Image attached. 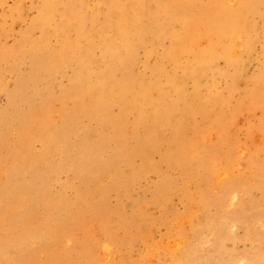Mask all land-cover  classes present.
<instances>
[{"label":"rangeland","instance_id":"rangeland-1","mask_svg":"<svg viewBox=\"0 0 264 264\" xmlns=\"http://www.w3.org/2000/svg\"><path fill=\"white\" fill-rule=\"evenodd\" d=\"M41 1L43 2L44 0H0V88H2V85H3V88L0 89V114L1 112L3 113V115L1 114L2 117L0 115V184L2 186L7 180L6 178L7 174H9L10 172H13L11 170L13 165L18 164L19 162L23 160H27V161L29 160V162H27L26 165L30 164V167L27 168L25 171H23L24 174L20 175L21 179L19 178V180H17L16 182H22L23 184H28L27 182H30L33 185L37 184L35 186L30 184V187L29 186L24 187V188L19 187L18 196L20 197V199H19L18 204L20 205H17V206L12 207V206H9L10 204H7L5 206L4 202H6V200L3 197L1 198L0 196V218H1L0 219V264H9V262H12L10 264H44V263L45 264H53V263L55 264L57 263L58 264H71V263L75 264L76 263L78 264V262L79 264H93L94 262H95L94 264H98V263L99 264H107V263L108 264H124V262L125 264H137V263L144 264V262H146L145 264H149V263L150 264H156V263L157 264H160V263L161 264H164V263L165 264H169V263L176 264L178 262L183 263V264H188L185 258H181V257H184V255H182V253L184 252V248H179L173 251L167 246V244H170L173 242V239L176 240L177 238H178L177 240L179 239L182 241L186 240L184 241L186 242V244L187 243L191 244L192 241H194L192 243L191 248H189L192 250L187 251L189 253L191 251H192L191 253L194 252L193 253L194 259L196 257V259L192 262L194 264L196 263L197 264H205V263L210 264L207 258H210L209 261H211L212 263L213 262L215 263L216 262L215 260H217V262L219 261L218 264H221L220 261L222 259V255H224L225 250L238 255V257H240V255L242 254H248V253L252 254V253L258 252L257 254H253L254 262L255 264H260V263L262 264V262H264V259H263L264 258V179L262 183L254 182L253 177L254 175H256V173H258V169L255 170L247 162V157L251 151L255 154L252 161L257 162V166L263 163L262 161H263V156H264V126H263L264 125L263 124L264 123L263 121L264 113L262 110L264 109H263V106L261 105H258V106L256 105V107H251L246 103L251 104V101L249 98L252 95V92H253L252 90L256 89L255 88L256 86L251 83V80L247 78V76L248 77L250 76L251 78L252 77L251 75L257 73L260 67V64L264 62V51H263L264 50V0H261V3L258 6L259 7L258 9L261 11V15L257 18L254 17L252 19V23H254L253 25H255L256 20H257V24H256L257 29L250 30V33H251L250 37L251 38L255 37V40H254V46H255L254 50L255 51L253 50V52H251V55H246L244 60L240 61L238 63V66L235 67L236 69L239 68L238 70L240 71L241 67L243 65H246L244 74L241 72H240L241 74L240 73L235 74L234 69H233L234 67L232 66L227 67V64L224 66L223 64L226 62L225 60L222 61L223 58H221L219 60L220 62L218 64L217 69L227 71L224 77L220 78L216 73L209 71L208 74L204 76L205 78L202 79L203 81L201 83L202 94L200 95L204 97L205 99V100H202L203 103L207 101V104H208L207 108L209 110V111L207 110V113H209L207 116L212 118L216 115L225 114L227 118H232L236 114V117L234 120L231 121V119H226L225 121V126H228L230 128V133L228 135L229 140H227V142H225V140H221L219 131H214L215 129H213V127L210 126V123H206L203 121L200 122L201 118L197 117L196 121L194 119H190V121H185L186 123L185 126H184V123L175 125L172 122H171V125L169 126L167 125L161 132L162 136L160 135V138H159V140H161V143L160 141L156 142V145H157V147L155 145L156 149H151L150 145L147 142V139H145V137L143 138V135L145 133L143 129H141V127H137L135 125L136 120H134V116L132 115V113H129L124 118V121H123L124 131L122 135H120L117 132H114L115 130L113 129V126L111 124L109 123L101 124L97 118H92L90 116L89 118H87L88 117L87 115H83L81 113H79L76 116L75 125L73 129L71 130V133H67V134L65 133L67 137L64 135V132H63L64 119L61 118L59 113L64 108L69 109L72 107V102L70 99L66 97V95H67V92L71 90L70 89L71 83H72L71 78L74 74L73 72L74 70L72 69L76 68L77 64L75 65V63L77 62V60H75V58H71V57L69 58L68 55H67L68 59H63L65 57L64 56L60 58L59 60L54 61V63L51 65L52 66V69L50 71L51 73L44 72L39 67V64H40V61L42 62H44V60L46 61V59L42 57L43 56L45 57V54L47 52H50V51L58 52L62 50L61 42H63V39H64V32L62 28H63V24L65 20H63L64 17L63 15H61V13H64V9H65L64 3L67 2L68 0H56L57 1L56 10L52 14V18L49 20L51 23L48 21L47 24L46 23L42 24L43 22L41 21H44V20L43 19L40 20L41 11L44 9V6H45V4L42 3ZM105 1L107 0H104V3H103V0H81V1L76 0V4H75L78 17L80 19L81 18L83 19V20L79 19L78 22H76V25H79L80 24L79 22L84 23L87 21L86 23H84L86 24L85 27L86 26L88 27V25H90L92 27L94 26L95 28V29L91 27H89V29L87 27L85 28L87 29L86 32H88V34L89 32L91 33L89 35L90 36L89 41L84 40L85 43L89 42L88 43L89 48L92 47L89 50L90 51L89 56L95 60L96 59L101 60V58L105 56L104 53L102 52V45H101L100 39L94 36V34L96 33L95 30L97 29L94 25V22L104 23L106 21L107 15L109 14L108 7L110 6L111 0H108L107 4H105ZM210 1L211 0H197V1L192 0L191 7H190V13L196 16L197 14H199V11L201 9H204L205 6H208ZM157 2L158 1L156 0H147V1L141 0V4H142L141 8L146 10V6H149L148 10H146L149 13L150 11L155 10L154 8H157V5H156ZM232 2L233 0H227L225 4L233 5L234 2L233 3ZM78 4L80 6H78ZM40 5L41 7H39ZM195 5L198 6L197 9ZM150 6H151V9H150ZM222 6L225 7V5H222ZM233 6L237 7L236 3ZM84 7H86L87 9ZM213 7H216V6L213 5ZM225 8H230V7L226 6ZM215 9H217V7ZM87 12H89V14ZM105 12L107 13L105 14ZM55 14L56 15L58 14V15L56 16ZM33 18H35V21H32ZM258 21H260V23ZM149 22H150L149 15L148 14L144 15L142 17V23L148 24ZM41 26H44V27H41ZM53 28H55V32ZM31 29H33V32L31 31ZM176 29H178L179 33L182 32V27L180 23L176 24V28L174 29V31ZM198 29L199 31L197 30L198 32L196 31L195 35L197 33H200L202 36L201 41L204 44H207V38L204 35L203 27L200 26ZM38 30L41 32H38ZM71 30L72 32H70ZM24 31L26 33H24ZM55 33H59L60 35L59 34L56 35ZM66 33H67L68 38H70L71 41L74 40L76 47L79 43L82 42L81 40L82 38L78 36V33L76 34V30L74 28H69V30ZM163 36L161 38H158L153 33H147L140 42L137 36L133 38L132 41L134 43L139 42L138 45L136 46L137 56H135V60L137 61H134L133 63L134 66L132 65V68H133L132 71H134V74L137 72L136 77L143 78V76L145 77L147 76V78L149 77L155 78L153 72L155 68L157 67V64H161L163 66V72L161 73L160 78L164 79L165 72L173 71L174 68L176 67V66H172L171 63L168 62L169 59L164 57V51L167 48V46L170 45V43L168 42H171V40H173V37L171 36L168 30L163 34ZM49 37H50V40H49ZM21 38L22 39L25 38L23 39L24 42ZM161 40L162 42H164L163 44L162 42H160ZM39 44L42 45L43 49H45V52L43 49L38 50L37 47H39ZM147 44L149 47L147 46ZM53 45L55 46V48H53L54 47ZM152 45L153 47H151ZM10 48H11V51H10ZM56 48L59 50H57ZM95 48L96 49L100 48V50L98 49L95 50ZM31 50L34 52L32 53ZM91 52H94V54ZM8 53L10 56L9 55L7 56ZM185 53H189V52L187 51ZM92 54L95 56H92ZM39 57L40 59H38ZM31 58H33L34 61ZM35 60L38 61L39 63L36 62ZM143 60L144 61L149 60V61L144 62ZM73 61H76V62H73ZM42 62L40 66L42 65ZM29 63L32 65L34 64V65L33 66L29 65ZM142 67L144 69H142ZM54 69L55 71L53 72ZM94 69L95 68H93V71ZM138 69L141 71H139ZM61 70L64 73L62 72L60 73ZM67 72L69 74L71 73V75L69 76ZM50 74L51 75L56 74V75H54L53 77V76H50ZM63 74L65 75V78ZM93 74L94 73L90 75L91 78L92 77L94 78ZM116 74H117V77H115L116 79L118 78L119 80L122 78L121 72L116 71L115 76ZM181 74H182V69L180 68L178 69V75H181ZM229 74H231V76ZM234 74L236 76L235 78H234ZM212 75L220 79V82L218 83V88L224 89L223 90L225 91L224 96L230 97V98H227L230 101L229 104L220 105V104H214L211 101H208V100L214 101L215 96L217 95V90L211 91L210 89H207L206 84L211 81L210 79ZM239 75L240 77L243 76L245 79L239 78ZM246 78L247 80H249L248 82H245L247 81ZM225 80L227 82L226 85H229L231 82L232 83L235 82L237 83V85H240V86L236 85L237 89L236 88L227 89L226 87H224L225 84L223 83ZM63 81H64V84L62 83ZM248 83L249 85L252 84L250 86L248 85L250 88L248 86H245V84H248ZM66 84L67 85L69 84L68 87ZM4 85L6 86L7 91H3L5 90ZM31 85H34V87ZM243 86L246 88V90ZM16 88L18 89L21 88L20 95H18L15 98L14 104H10L8 100L9 92H13ZM192 89H193V85L189 82L187 86H185V90L189 93L192 91ZM29 91L30 92L32 91L33 93H30ZM170 92L175 95L173 90L170 89ZM246 93H250L251 95L248 96V94ZM30 96H35V98L33 97L31 98ZM186 99L185 101L183 100L182 103H188L189 100L188 98ZM117 106L118 105L113 104L110 109L111 114L113 116L115 115L116 117H118L119 114H121L119 106L118 107ZM234 107H236L237 110L234 112H231V109H233ZM238 107H240V109H238ZM29 110H33L36 116L41 115V113H45L46 111H48L49 114L46 120L47 123H44V122L39 123L41 119H38L37 122H31V125H29L28 122H24L25 120L24 117L25 118L28 117ZM210 114H213V115H210ZM20 117L22 121L24 122V124L23 122H21ZM170 117L171 119L172 118L174 119L173 121L183 120L182 115H178L176 116V118H174L175 116H170ZM197 122H198V126H197ZM186 125L187 126L189 125L190 127L188 126L187 128ZM110 126L111 128H109ZM175 126L180 127V130L178 131L179 133H185L183 134V136L181 135L180 136L181 138L179 137L180 139L178 140L186 138V141L188 140L187 142L190 144L192 143V138L193 140H194V137L198 138V143L196 145L194 144L195 148L190 149L188 146L185 147V149L189 151L188 153L193 155L192 157L196 158V156H198L199 153H197V151L207 152L208 154L211 155V157L208 158V160H206L205 163L192 166L191 173L188 175H185L186 172L180 170L179 168H175L173 164H168L166 161L162 159V155L167 153L170 150V146H173L172 143L174 144L177 143L175 141L171 142V138H173ZM181 127L183 129H181ZM191 127L192 129L194 127L195 129L196 128L199 129V132H197L198 131L197 129H196L197 131L194 129L196 131L195 133V131L192 130ZM198 127H201V128H198ZM48 128L53 132L55 130H59L61 134L59 138H56L55 140L47 144L48 153H46V151L43 149V143L41 141L40 134H43V131ZM206 129H209V130H206ZM134 132L137 135L141 136L140 139L136 140L131 137L132 133ZM23 134H25L27 138H29V141H30L29 146L27 144H24L21 141V139H23L22 137ZM199 134H200V138H199ZM81 136H84V137H81ZM62 137H63V140H61ZM218 137H219V140H218ZM65 138H67V142L69 144L74 146L75 155L77 159L79 158V148L77 145L78 144L77 140L79 138L81 144H84L85 146H89L90 148L95 147L97 149L99 145L98 149H100L101 156L98 155L97 157L98 159L102 158L101 159L102 164H104V162L109 163L113 161L116 158V152L121 151V150L123 151L122 154L124 153L125 155L124 162L123 161H121V163L116 162L115 167H113L114 169L112 170H109L108 168L104 167V169L102 170V174L100 173V171L96 172L98 177L96 173L92 171L94 167L90 168V171L92 172L90 179L89 178L85 179V177H83L82 174L80 176L78 174L77 176L75 169L72 166L68 158L69 149L67 146L64 145L66 144L64 142ZM206 138L208 140H206ZM214 138L215 139L217 138V140H215ZM211 139L213 141H210ZM153 140H156V137H154ZM121 145L125 146L124 148H126V151L125 149L123 150V148L120 147ZM140 147L142 148V150H144V154H143L144 156H140L138 153L137 154L133 153V150L135 148L136 150H138ZM230 147H232L231 151L229 150ZM117 148H119L120 150ZM259 150H261V153ZM242 153L243 154L245 153V154L243 155ZM154 158H156L157 160H155ZM228 158L231 160H229ZM142 159L143 161H141ZM219 159H222V160H219ZM211 161H216V162H211ZM157 162L159 164H158V168L156 169L153 165H157ZM123 163H124V166H123ZM145 164H147V166ZM215 164H220V166L217 167L219 168L218 170L215 169L214 167ZM24 165L25 163L22 164V166L19 168V171H21ZM211 167L214 170H212ZM154 168L155 170L153 171L152 169ZM227 171L228 172L230 171V174L229 173L226 174ZM214 172H217V174L212 176V173ZM115 173L116 175H114ZM129 173L130 175L134 174V176L133 175L130 176ZM217 175H219L218 178H216ZM124 178L125 179L134 178V179L130 183L126 184L122 182ZM236 178L244 180L247 186V188H245L246 193L245 195H243L244 198L241 202V207H238V209H240L241 214L243 216L242 218H240V220L243 222L242 223L243 225L237 228H232L233 226H231L229 228V231L231 234L228 236V238L226 237V240H224V245H223L224 248L222 247V250L223 249L224 250L223 251H221V249L214 250L211 243L213 242L214 237L217 235V232H215L216 224L211 225V223L215 221L216 217L218 218L221 217V214L224 215L225 213L231 214V213L236 212L235 210L236 208H234L230 204V198L229 199L227 197L224 198L223 205L222 204L219 205L218 203V200L220 201L219 196L222 198L223 188L228 182L231 184H238L235 180H233ZM81 179L83 181H81ZM219 179H223V180H219ZM31 180L33 181L31 182ZM40 182H42L43 184ZM84 182H88V184ZM105 182L108 184H105ZM113 183L116 186L111 188L110 185H112ZM38 184L39 185L42 184V185L39 186ZM36 186L41 187V188L38 187L39 189L43 188L42 191L44 192L46 191L44 193L40 190L42 192L41 194H43L41 196L43 197L42 199H44L43 202L45 200L47 201L53 200V202L60 204L59 209L61 211L54 212L53 216L55 218H59V221L61 220L64 221L63 226H65L66 228L62 226V229H65L64 232L66 233L64 234L63 230H60L62 232V236H64L63 238L61 237V240L57 239L54 234H49L48 227H46L47 225L45 224V221H44V217L46 216V212L44 209L46 207L44 208V204L47 201H45L43 205L39 204L38 208L34 206V203H31V199L32 197L35 196L36 193H37L36 195L38 194L41 195L38 188L35 189ZM45 186L46 188H44ZM83 186H85L84 189L87 188L86 191L83 189ZM90 186L91 187L93 186V187L90 189ZM22 188L23 190H21ZM124 190L126 192H124ZM100 191L101 193H99ZM201 197H205L206 199L207 197H209L211 202L208 200L209 202L202 203L200 200ZM64 198L66 199V203H68V206L67 204H65ZM63 202L65 206L63 205ZM254 204H256V206L258 207L259 213H255L251 210ZM75 205H81V207L77 209L74 207ZM3 206L5 207L3 208ZM19 207L21 210L16 211V208H19ZM107 207H109V209ZM41 208H44V209H41ZM72 210L77 211V213L74 214ZM94 210H96L98 214L94 213ZM139 210L141 211L139 212ZM22 211L24 212V214H22ZM69 211L70 213H68ZM206 211H208V213ZM58 213L60 215H57ZM71 215H74L76 218L73 219ZM141 215L142 216L144 215V216L142 217ZM247 217H249L250 219H247ZM67 218L70 220H67ZM198 218L201 220L199 221ZM79 220H80V223H79ZM193 222H195L196 224ZM199 223H201V225ZM229 223H228V226H229ZM193 224H195L196 226L195 225L193 226ZM205 224L207 226H205ZM107 225H110V226H107ZM102 226H105V227L102 228ZM182 226L183 227L185 226L184 229L182 228ZM206 227L209 228V230ZM191 228H193L194 230ZM175 229L176 230L178 229V231H176ZM180 230H183V231H180ZM244 230H246V232H244ZM22 232L27 234L26 236H24L25 239L23 240L26 243V247H24L25 244L22 243L23 242L22 239H21V242H19V240L18 242L14 241L18 239L17 238L18 234L22 235L21 238L23 237L24 234H22ZM173 232L175 233L178 232V233L174 234ZM191 233L194 235H192ZM197 233L201 235L199 236ZM71 235H72V238H71ZM189 235H191V238ZM205 236L208 238H206ZM75 238L77 239V241L75 240ZM196 241L198 243L201 242V244L197 245L198 243H196ZM7 242L9 243L12 242V243L11 244L8 243L9 244L8 245ZM18 244L21 246L19 247ZM94 245L95 247H93ZM146 245H148V248L149 247L150 248L148 249ZM89 246L90 248L88 249L87 247ZM24 248H26L27 250ZM72 249L73 251H71ZM198 249H200V251ZM106 250H107V253H106ZM140 250L142 252H140ZM145 250L147 253L145 252ZM213 250L216 253V255L218 254L217 256H215V254H212ZM236 250H238L237 253H236ZM22 251L23 252L27 251V252H25V254L23 255ZM20 252L22 253L17 254ZM63 252L66 253V254L64 253L65 254L64 256H63ZM8 253L9 254L12 253V254L8 255ZM92 253H93V258L90 261L91 257L89 254H92ZM208 253L209 254L211 253L210 257ZM144 254H146V256ZM5 255L9 259L4 257V260H5L4 261L3 256ZM66 255H68V258L66 257ZM197 255H199V257ZM10 256H13L15 258L10 257ZM60 256H63L61 257L63 260L60 259ZM130 256L132 259L130 258ZM218 256L220 259L218 258ZM238 257H236V259ZM71 258H72V262L70 260ZM80 258L82 259L85 258V260H82ZM124 259L125 261H123ZM162 259H163V262H162ZM177 259L179 261H177ZM88 260L89 262H87ZM160 260L161 262H159ZM239 263L241 264V262Z\"/></svg>","mask_w":264,"mask_h":264},{"label":"bare ground","instance_id":"bare-ground-1","mask_svg":"<svg viewBox=\"0 0 264 264\" xmlns=\"http://www.w3.org/2000/svg\"><path fill=\"white\" fill-rule=\"evenodd\" d=\"M81 1V0H80ZM108 1V0H107ZM107 1H105V4H107ZM147 1V0H146ZM157 2V8H154L155 10L150 11L148 13V7L146 6V10L141 8V0H111L110 1V6L108 7L109 9V14L106 17V21L104 23H98V22H94L95 27L97 28L95 30V34L94 36H96L97 38L100 39L101 41V45H102V52L104 53V57L101 58V60L99 59H92L89 56V50L92 48H89V42L85 43V41H89L90 38V33L88 34V32H86L87 29H85V25L84 23L79 22V25H76V22H78V20L80 19L78 17L77 11H76V0H68L67 2H65V9H64V13H61V15H63L64 19V24H63V32H64V39L63 42H61V51L58 52H47L45 54V57L43 56L42 58L46 59V61L44 60V62L40 61V64L42 62V65L39 67L46 73H51V69H52V64L54 63V61L59 60L60 58L64 57L63 59H68L67 57L69 56V58H75L76 62V68L72 69L74 70V74L72 76V83H71V90L67 92L66 97L68 99L71 100L72 102V107L69 109H63L60 111L59 115L61 116L62 119H64V127H63V132L64 135L65 133H71V130L73 129L74 125H75V119L76 116L81 113L83 115H87L85 117L89 118H97L98 121L101 124L104 123H109L113 126V129L115 130L114 132L119 133L120 135L123 134V121L126 115H128L129 113H132V115L134 116V120L135 121V125L137 127H141V129H143L144 131V135L143 138L145 137V139H147L148 144L150 145L151 149H156L157 145L156 142L160 141V135L162 136L161 132L162 130L168 125H171V122L174 123L175 125L180 124V123H184L185 126V121H190V119H194L196 121L197 117H200L201 121L206 122V123H210V126L213 127V129H215L214 131H219L220 134V139L221 140H225V142H227V140H229V133H230V128L228 126H225V121L226 119H231L234 120L236 117V114L232 117V118H227L226 115H216L214 117H209L207 116L209 113H207V101H205L204 103L202 102V100H205L204 97H202L200 94H202V87H201V83L203 82L202 79L205 78L204 76H206L208 74L209 71H212L214 73H216L220 78L224 77V75L226 74V70H219L218 68V64H219V60L221 58H223L222 61L225 60L226 63H224L223 65L225 66L227 64V67H234V73L235 74H239L240 72L244 74L245 71V67L246 65H243L240 69V71L238 69H236L235 67L238 66V63L242 60H244V58L246 57V55H251V52H253V50L255 49L254 46V40L255 37L251 38L250 37V30L253 29H257L256 24H257V20L255 25H253L254 23H252V19L255 17H259L261 15V11L258 9L259 4L261 3V0H233L234 4L236 3V6L233 5H226V1L225 0H211L210 3L208 4V6H205L204 9H201L200 7V11L199 14H197L196 16L190 13V7H191V1L192 0H156ZM186 1V2H185ZM197 1V0H195ZM34 2V1H33ZM42 2V1H41ZM56 0H44L42 3L45 4L44 9L41 11V15H40V20L43 19L44 21L42 24L46 23L52 18V14L54 13V11L56 10ZM86 2V1H85ZM150 2V1H149ZM232 2V3H233ZM41 3V5H42ZM78 3V2H77ZM104 3V0H103ZM102 3V4H103ZM146 3V2H145ZM156 3V2H154ZM4 4V3H2ZM1 4V5H2ZM85 4V3H84ZM83 4V5H84ZM147 4V3H146ZM41 5L39 7H41ZM82 5V6H83ZM150 5V4H149ZM200 5V4H199ZM204 5V4H203ZM213 5H215L217 7V9H215L216 7H213ZM222 5H225L230 7V8H225ZM78 6H80L78 4ZM85 6V5H84ZM193 6V5H192ZM196 9H197V5ZM213 7V8H212ZM4 8V7H3ZM86 8V7H84ZM106 8V7H105ZM145 8V6H144ZM61 9V8H60ZM87 9V8H86ZM151 9V6H150ZM195 9V8H194ZM38 10V9H36ZM84 11V10H83ZM36 12V11H35ZM40 12V11H39ZM85 12V11H84ZM198 12V10H197ZM37 13V12H36ZM35 13V14H36ZM82 13V11H81ZM89 14V12H87ZM107 12H105L106 14ZM95 14V13H94ZM149 15V20L150 22L147 24H143L142 23V17L144 15ZM56 15V14H55ZM58 15V14H57ZM56 15V16H57ZM87 15V14H86ZM104 15V14H103ZM35 17V15H34ZM61 17V16H60ZM88 17V16H87ZM147 18V17H146ZM93 19V18H92ZM105 19V18H104ZM259 19V18H258ZM37 20V19H36ZM61 20V19H60ZM59 20V21H60ZM80 20H83L82 18ZM146 20V19H145ZM255 20V19H254ZM32 21H35V18L32 19ZM52 21V20H51ZM62 21V20H61ZM39 22V21H38ZM50 22V21H49ZM144 22V20H143ZM254 22V21H253ZM260 23V21H258ZM40 23V22H39ZM51 23V22H50ZM182 27V32L179 33L178 29H176L174 31V29L176 28V24H179ZM35 24V23H33ZM60 24V22H59ZM92 24V23H91ZM30 25V24H29ZM39 25V24H38ZM37 25V26H38ZM50 25V24H49ZM54 25V24H53ZM88 25V23H87ZM263 25V24H262ZM32 26V25H31ZM36 26V27H37ZM46 26V25H45ZM48 26V25H47ZM203 27V31H204V35L207 38V44H204L201 41V34L200 33H196V31H199V27ZM28 27V26H27ZM39 27V26H38ZM37 27V28H38ZM44 27V26H41ZM50 27V26H49ZM48 27V28H49ZM89 27L94 28V26H90L88 25V29ZM30 28V27H29ZM36 28V29H37ZM69 28H74L76 30V34L78 33V36L81 37L82 42L79 43L77 45V47L75 46V42L74 40H70V38H68L67 36V31L69 30ZM35 29V30H36ZM39 29V28H38ZM41 29V28H40ZM54 32H55V28ZM95 29V28H94ZM73 30V29H72ZM72 30L70 32H72ZM169 31V33L171 34V36L173 37V40H171L169 46H167V48L164 51V57H166L168 60V62L171 63L172 66H176L174 68L173 71L170 72H165L164 74V79L160 78L161 77V73L163 72V66L161 64H157V67L154 70V77H149L147 78V76H143V78H139L136 77V73L134 74V71H132V65L134 63L135 60V56L136 55V46L138 45V43L142 40V38L147 34V33H153L154 35H156L158 38H161L163 36V34L166 31ZM180 30V29H179ZM200 30V31H202ZM261 30V29H259ZM31 31L33 32V29H31ZM30 31V33H31ZM52 31V29H51ZM197 31V32H198ZM28 32V30H27ZM35 32V31H34ZM38 32H41L38 30ZM50 32V31H49ZM256 32V31H255ZM24 33H26L24 31ZM203 33V32H201ZM28 34V33H27ZM25 34V35H27ZM56 35L59 33H55ZM74 34V33H73ZM42 35V34H40ZM60 35V34H59ZM62 35V34H61ZM23 36V35H22ZM29 36V35H27ZM26 36V37H27ZM31 36V35H30ZM72 36V35H71ZM137 36L139 38V42L134 43L132 40L133 38ZM148 36V35H147ZM25 37V36H24ZM164 37V36H163ZM152 38V36H151ZM165 38V37H164ZM22 39V38H21ZM25 39V38H23ZM22 39V40H23ZM40 39V38H39ZM44 39V38H42ZM41 39V40H42ZM146 39V38H145ZM47 40V39H46ZM45 40V41H46ZM50 40V37H49ZM85 40V41H84ZM96 40V39H95ZM152 40V39H151ZM163 40V38H162ZM162 40L160 42H162ZM204 40V39H203ZM40 41V40H39ZM84 41V42H83ZM205 41V40H204ZM24 42V40H23ZM38 42V41H37ZM51 42V41H50ZM152 42V41H151ZM158 42V41H157ZM156 42V43H157ZM47 43V42H46ZM150 43V42H149ZM164 42H162L163 44ZM35 44V43H34ZM43 44V43H41ZM39 44L38 50L43 49L42 45ZM46 45V44H45ZM151 45V44H149ZM155 45V44H154ZM44 46V45H43ZM54 46V45H53ZM148 46V44H147ZM158 46V44H157ZM163 46V45H161ZM35 47V46H34ZM45 47V46H44ZM50 47V46H48ZM97 47V45H96ZM149 47V46H148ZM153 47V45L151 46ZM155 47V46H154ZM55 48V46L53 47ZM60 48V47H59ZM160 48V47H159ZM30 49V48H29ZM48 49V48H47ZM46 49V50H47ZM57 49V48H56ZM98 49V48H97ZM95 48V50H97ZM140 49V48H139ZM157 49V48H156ZM155 49V50H156ZM164 49V48H163ZM45 52V49H43ZM59 50V49H57ZM100 50V48L98 49ZM11 51V48H10ZM32 51V50H31ZM94 51V50H93ZM139 51V50H138ZM141 51V50H140ZM189 52V53H185V52ZM255 51V50H254ZM257 51V50H256ZM260 51V50H259ZM258 51V52H259ZM264 51V50H263ZM34 51H32L33 53ZM41 52V51H40ZM43 52V53H44ZM142 52V51H141ZM149 52V51H148ZM155 52V51H154ZM158 52V51H157ZM156 52V54H157ZM24 53V52H22ZM39 53V52H38ZM42 53V54H43ZM94 54V52H91ZM138 53V52H137ZM161 53V52H160ZM185 53V54H184ZM256 53V52H255ZM4 54V53H3ZM92 56H95L93 55ZM159 54V53H158ZM260 54V53H259ZM258 54V55H259ZM9 55V53L7 54V56ZM68 55V56H67ZM99 55V54H98ZM141 55V54H140ZM143 55V54H142ZM147 55V54H146ZM10 56V55H9ZM25 56V54H24ZM139 56V55H138ZM27 57V56H26ZM160 57V55H159ZM34 58V56H33ZM31 58V59H33ZM145 58V57H144ZM20 59V58H19ZM27 59V58H26ZM40 59V57L38 58ZM150 59V58H149ZM153 59V58H152ZM146 60V59H145ZM31 61V60H30ZM34 61V59H33ZM36 61V60H35ZM144 61V60H143ZM149 61V60H148ZM148 61H144V62H148ZM154 61V60H152ZM251 61V60H249ZM38 62V61H36ZM35 62V64H36ZM160 62V61H159ZM34 63V62H33ZM39 63V62H38ZM37 63V64H38ZM68 63V62H67ZM151 63V62H150ZM72 64V63H71ZM248 64V63H247ZM29 65H32L29 63ZM34 65V64H33ZM32 65V66H33ZM152 65V64H151ZM36 66V65H35ZM58 66V65H57ZM56 66V67H57ZM74 66V65H73ZM134 66V65H133ZM144 66V65H143ZM155 66V65H154ZM62 67V66H60ZM222 67V66H221ZM31 68V66H30ZM65 68V67H64ZM93 68L94 71H93ZM138 68V67H137ZM136 68V69H137ZM141 68V67H140ZM148 68V67H147ZM150 68V66H149ZM148 68V69H149ZM182 69V74L178 75V69ZM58 69V68H57ZM62 69V68H60ZM135 69V70H136ZM142 69H144L142 67ZM231 69V68H230ZM13 70V69H12ZM59 70V69H58ZM57 70V71H58ZM139 70V69H138ZM55 71V69L53 70V72ZM56 71V72H57ZM65 71V70H64ZM67 71V69H66ZM71 71V70H70ZM121 72L122 73V78L118 80V78L116 79L115 77H117V74L115 76V72ZM141 71V70H139ZM148 71V70H147ZM165 71V70H164ZM52 72V73H53ZM55 72V73H56ZM62 72V70L60 71V73ZM72 72V73H73ZM58 73V72H57ZM64 73V72H62ZM68 73V72H67ZM94 73V78L90 77V75ZM139 73V72H138ZM240 73V74H241ZM69 74V73H68ZM120 74V73H119ZM234 74V78L236 77ZM56 74H50V76H53ZM66 75V73H65ZM65 75L63 74L64 78ZM71 75V73L69 74V76ZM231 76V74H229ZM233 75V73H232ZM151 76V75H149ZM242 76V75H241ZM252 77L250 78V76L247 78H249L251 80V83L254 84L256 87V89L252 90V95L250 93H246L249 95H251V97L249 98L251 101L250 103H246L251 107H256V105H261L263 106L264 109V62H262V64H260V67L257 71V73L251 75ZM226 77V76H225ZM60 78V77H59ZM228 78V77H227ZM230 78V77H229ZM239 78H243L245 79L243 76ZM246 78V80H247ZM53 79V78H52ZM67 79V78H66ZM208 79V78H207ZM231 79V78H230ZM238 79V77H237ZM242 79V80H243ZM69 80V79H68ZM206 80V79H205ZM211 81L209 83H207V89H210L211 91L213 90H217V95L215 96V100H208L211 101L214 104H220V105H225V104H229L230 101L227 98V96H224V89H219L218 88V83L220 82V79H218V77L213 76L210 79ZM240 80V79H239ZM238 80V81H239ZM65 81V80H64ZM64 81L62 82L64 84ZM249 80L245 81L248 82ZM69 82V81H68ZM191 83L193 85V89L191 92H187L185 90V86H187L188 83ZM229 82V81H228ZM61 83V82H60ZM58 83V84H60ZM66 83V82H65ZM225 84L224 87H226L227 89H235L237 83L235 82H231L229 85H226V80L223 82ZM244 83V82H243ZM2 84V83H1ZM250 84V85H252ZM67 85V84H66ZM69 85V84H68ZM67 85V87H68ZM248 84H245V86H248ZM249 85V86H250ZM34 87V85H31ZM63 86V85H62ZM240 86V85H237ZM242 86V85H241ZM248 86V87H249ZM5 90L3 91H7L6 86L4 85ZM189 87V86H188ZM187 87V88H188ZM205 87V86H204ZM223 87V88H224ZM244 87V86H243ZM3 88V85H2ZM0 88V89H2ZM32 88V87H31ZM245 88V87H244ZM243 88V90H244ZM250 88V87H249ZM248 88V89H249ZM170 89L174 91L175 95L172 94L170 92ZM219 89V90H218ZM237 89V88H236ZM247 89V90H248ZM29 90V89H28ZM240 90V89H239ZM246 90V88H245ZM204 91V89H203ZM235 91V90H234ZM242 91V89H241ZM250 91V90H249ZM21 92V88H16L13 92H9V103L10 104H14V100L15 98L20 95ZM30 92V91H29ZM229 92V91H228ZM245 92V91H244ZM247 92V91H246ZM30 93H33L32 91ZM241 94V93H240ZM245 94V93H244ZM243 94V95H244ZM65 95V94H64ZM235 96V95H234ZM31 98H35V96H30ZM65 97V98H66ZM208 97V96H207ZM233 97V96H232ZM244 97V96H243ZM242 97V98H243ZM63 98V96H62ZM66 98V99H67ZM188 98L189 102L188 103H182L183 100L185 101V99ZM238 98V97H237ZM241 98V99H242ZM210 99V98H209ZM234 99V98H233ZM236 99V98H235ZM239 99V98H238ZM237 99V101H238ZM246 99V98H245ZM248 99V98H247ZM187 100V99H186ZM232 100V98H231ZM240 100V99H239ZM244 100V99H243ZM249 101V102H250ZM36 102V101H35ZM34 102V103H35ZM232 102V101H231ZM32 103V102H31ZM243 103V102H242ZM113 104H116L119 106L120 112L121 114H119L118 117H116L115 115L113 116L110 112L111 106ZM36 106V105H35ZM117 106V107H118ZM241 106V105H240ZM247 106V105H245ZM244 106V107H245ZM115 107V106H114ZM113 107V108H114ZM210 107V106H209ZM32 108V107H30ZM116 108V107H115ZM38 109V108H37ZM238 109H240V107H238ZM244 109V108H243ZM247 109V108H245ZM255 109V108H253ZM258 109V107H257ZM262 109V108H261ZM22 110V109H21ZM115 110V109H114ZM237 108L234 107L233 109H231V112L236 111ZM250 110V109H249ZM260 110V109H259ZM2 111V110H1ZM5 111V110H3ZM209 111V110H208ZM261 111V110H260ZM264 113V110H262ZM116 113V112H115ZM1 114L3 115V113L1 112ZM0 114V115H1ZM49 112L46 111L45 113H41V115H37L34 114L33 110H29L28 113V117L25 118L24 117V122H28L29 125H31V122H37L38 119H41L39 121V123H47V116H48ZM117 114V113H116ZM1 115V117H2ZM178 115H182L183 116V120H179V121H173L174 119L170 116H175L174 118H176V116ZM199 115V116H198ZM213 115V114H210ZM180 118V117H179ZM21 119V117H20ZM182 119V118H181ZM94 120V119H93ZM96 120V119H95ZM171 120V121H170ZM183 121V122H182ZM264 121V119H263ZM10 122V121H9ZM21 122L22 119H21ZM23 122V124H24ZM192 122V121H191ZM199 122V124H200ZM229 122V121H228ZM262 122V121H260ZM99 123V124H100ZM190 123V122H189ZM188 123V124H189ZM96 124V122H95ZM191 124V123H190ZM264 124V123H263ZM262 124V125H263ZM181 126V125H180ZM187 126V125H186ZM189 126V125H188ZM187 126V128H188ZM192 126V125H191ZM195 126V125H194ZM197 126H198V122H197ZM264 126V125H263ZM80 127V126H79ZM190 127V126H189ZM193 127V126H192ZM191 127V129H192ZM202 127V126H201ZM198 127V128H201ZM111 128V126L109 127ZM262 128V127H261ZM260 128V129H261ZM82 129V128H81ZM170 129V128H169ZM181 129H183L181 127ZM195 127L192 129L194 130ZM197 129V128H196ZM195 129V130H196ZM39 130V129H38ZM180 130V127H174V134H173V138H171V142L175 141L177 142L176 144L172 143L173 146H170V150L162 155V159L164 161H166L168 164H173L175 168H179L180 170L186 172L185 175H188L191 173L192 170V166H196L197 164H201V163H205L206 160H208V158L211 157L210 154H208L207 152H198V156H196V158L192 157L193 155L188 153L189 151H187L185 149L186 146H188L190 149L195 148L194 144L196 145L198 143V138L194 137V140L192 138V143H188L185 139H180L181 135L183 136V134L185 133H179L178 131ZM187 130V129H185ZM191 130V131H192ZM194 130V131H195ZM198 130V131H197ZM196 131L199 132V129H197ZM202 130V129H200ZM209 130V129H206ZM204 130V131H206ZM84 131V130H83ZM195 131V133H196ZM181 132V131H180ZM208 132V131H206ZM210 132V131H209ZM84 133V132H83ZM193 133V132H191ZM61 132L59 130H55L54 132L51 131L49 128L45 129L43 131V134H40L41 137V141L43 143V149L46 151V153H48L47 151V144L53 140H55L56 138H59ZM165 134V133H164ZM172 134V133H171ZM190 134V133H189ZM210 134V133H209ZM215 134V133H214ZM63 135V136H64ZM217 135V134H216ZM215 135V136H216ZM67 137V135H65ZM191 136V135H190ZM189 136V137H190ZM195 136V135H194ZM211 136V135H210ZM23 139H21V141L24 144H27L28 146L30 145V141L29 138H27V136L25 134L22 135ZM69 137V135H68ZM84 137V136H81ZM131 137L133 139H140L141 136L137 135L135 132L132 133ZM150 137V138H149ZM156 137V140H153V138ZM180 137V138H179ZM192 137V136H191ZM142 138V139H143ZM152 138V139H151ZM199 138H200V134H199ZM210 138V137H209ZM132 139V140H133ZM215 139V138H214ZM61 140H63V137L61 138ZM165 140V139H164ZM170 140V139H169ZM206 140H208L206 138ZM217 140V138L215 139ZM219 140V137H218ZM69 141V140H68ZM78 148H79V158L77 159L76 155H75V148L73 145L69 144L67 142V138H65V146L68 147L69 149V153H68V158L69 161L71 162L72 166L75 169V172L78 176L82 174L83 177H85V179H90L92 172L90 171V168H96V169H92V171L94 173L100 171V173L102 174V170L104 169V167L108 168L109 170L114 169L113 167H115V163L116 162H120L123 161L124 162V153L122 154V150L116 152V158L109 162L106 163L104 162V164H102V158L98 159V155H100V149L99 145L97 147V149L95 147L90 148L89 146H85L84 144L80 143V140L78 138ZM76 141V142H77ZM142 141V140H141ZM210 141H213L212 139ZM70 142V141H69ZM140 142V141H139ZM224 142V143H225ZM230 142V141H228ZM210 143V142H209ZM223 143V144H224ZM123 144V143H122ZM142 144V142H141ZM145 144V143H144ZM138 145V144H137ZM156 145V147H155ZM159 145V144H158ZM170 145V144H169ZM168 145V146H169ZM221 145V144H219ZM234 145V144H232ZM132 146V145H131ZM161 146V145H160ZM120 147L123 148V150L126 148H124V145H121ZM145 147V146H144ZM143 147V148H144ZM163 147V146H162ZM160 148V147H159ZM200 148V147H199ZM228 148V147H227ZM226 148V149H227ZM119 149V148H117ZM116 149V150H117ZM131 149V147H130ZM120 150V149H119ZM229 150H232V147L229 148ZM236 150V149H235ZM111 151V150H110ZM115 151V150H114ZM137 151V152H136ZM163 151V150H162ZM191 151V150H190ZM194 151V149H193ZM200 151V150H199ZM223 151V150H222ZM261 153V150H259ZM106 152V151H104ZM146 152V151H145ZM110 153V152H109ZM108 153V154H109ZM133 153H138L140 156H144V150H142V148L140 147L138 150H136V148L133 150ZM193 153V152H192ZM196 153V152H195ZM196 153V154H197ZM211 153V152H210ZM240 153V152H239ZM107 154V155H108ZM112 154V153H111ZM155 154V153H153ZM195 154V155H196ZM235 154V153H234ZM243 154V153H242ZM245 154V153H244ZM243 154V155H244ZM146 155V154H145ZM240 155V154H239ZM262 155V154H261ZM101 156V155H100ZM157 156V155H156ZM216 156V155H215ZM255 154L253 152L250 151V154L247 157V162L255 169H258V173H256V175H254V182L256 183H262L263 179H264V156H263V163L259 164V166H257V162H253V158H254ZM259 156V155H258ZM106 157V155H105ZM148 157V156H147ZM239 157V156H238ZM245 157V156H244ZM139 158V157H138ZM137 158V159H138ZM161 158V156H160ZM105 159V158H104ZM155 160H157L156 158H154ZM213 159V158H211ZM210 159V160H211ZM229 159V158H228ZM109 160V159H108ZM209 160V162H210ZM222 160V159H219ZM231 160V159H229ZM233 160V159H232ZM107 161V160H106ZM143 161V159L141 160ZM161 161V160H160ZM158 161V162H160ZM29 162V160H23L21 162H19L18 164L13 165L12 167V171L9 174H7V180L2 183H4L2 186L0 184V196L1 198L3 197L6 202H4L5 206L7 204H10L9 206H17L20 205L18 204L20 197L18 196V190L19 187H30V182H27L28 184H23L22 182H16L17 180H19L20 175L24 174L23 171H25L27 168L30 167V164L26 163ZM156 162V161H155ZM157 165H153L156 169L158 168V163ZM211 162H216V161H211ZM230 162V161H229ZM25 165L23 166V168L21 169V171H19V168L22 166V164ZM119 163V164H120ZM132 163V162H131ZM135 163V162H134ZM163 163V162H162ZM141 164V163H140ZM148 164V163H147ZM147 164H145L147 166ZM156 164V163H155ZM235 164V163H234ZM213 165V164H212ZM233 165V164H232ZM120 166V165H119ZM124 166V163H123ZM128 166V165H127ZM142 166V165H141ZM163 166V165H162ZM218 166H220V164H215V169H219L217 168ZM122 167V166H121ZM143 167V166H142ZM141 167V168H142ZM145 167V166H144ZM129 168V167H128ZM127 168V170H128ZM132 168V167H130ZM146 168V167H145ZM151 168V167H150ZM152 169L153 171L155 170ZM234 168V167H233ZM212 169V167H211ZM123 170V168H122ZM132 170V169H131ZM214 170V169H212ZM222 170V169H221ZM130 171V170H129ZM127 171V172H129ZM138 171V170H137ZM171 171V170H170ZM200 171V170H199ZM78 172V173H77ZM135 173V172H134ZM140 173V172H139ZM138 173V174H139ZM207 173V171H206ZM226 173V172H225ZM230 174V171L226 174ZM238 173V172H237ZM121 174V173H120ZM145 174V173H144ZM217 172L212 173V176L216 175ZM244 174V173H243ZM249 174V173H248ZM97 175V173H96ZM116 175V173L114 174ZM113 175V176H114ZM130 175V173H129ZM134 176V174H131ZM130 175V176H131ZM150 175V174H148ZM174 175V174H173ZM172 175V176H173ZM247 175V174H246ZM125 176V175H124ZM153 176V175H152ZM219 175L216 176V178H218ZM238 176V175H237ZM82 177V176H81ZM80 177V178H81ZM98 177V175H97ZM96 177V178H97ZM112 177V175H111ZM120 177V176H118ZM223 177V176H222ZM246 177V176H245ZM5 178V179H6ZM36 178V176H35ZM114 178V177H113ZM146 178V177H145ZM155 178V177H154ZM177 178V177H176ZM21 179V178H20ZM98 179V178H97ZM134 179V178H133ZM132 178H127V179H123L122 182L123 183H130L131 181H133ZM157 179V178H156ZM162 179V178H161ZM95 180V179H94ZM113 180V179H112ZM147 180V179H145ZM144 180V181H145ZM219 180H223V179H219ZM235 180L238 184H231V183H227L224 188H223V192H222V198L219 196L220 201L218 200L219 205H223L224 203V198H230V204L236 208V212L231 213V214H227L225 213L224 215L221 214V217H216L215 221L212 224H216V229L215 232H217V235L214 237L212 244L213 249L217 250V249H221L224 245V240H226V237L228 238V236L231 234L229 231V228L231 226H233L232 228H237L241 225H243L242 221L240 220V218H242V214L240 209H238V207H241V202L244 198L243 195H245L246 193V182L242 179L236 178L233 179ZM33 180H31L32 182ZM81 181H83L81 179ZM160 181V180H158ZM89 182V181H88ZM88 182H84L86 184H88ZM143 182V181H142ZM42 183V182H40ZM46 183V182H45ZM83 183V182H81ZM25 186H23V185ZM43 184V183H42ZM42 184H38L39 186H41ZM85 184V185H86ZM105 184H108L105 182ZM139 184V183H138ZM160 184V183H159ZM33 185V184H32ZM37 185V184H35ZM33 185V186H35ZM175 185V184H174ZM39 186H36L35 189H37ZM111 188H113L114 186H116L114 183L112 185H110ZM122 186V185H121ZM125 186V184H124ZM244 186V187H243ZM85 186H83L84 189ZM93 187V186H92ZM90 186V189L92 188ZM192 187V186H190ZM205 187V186H204ZM23 188L21 190H23ZM41 188V187H39ZM38 190L42 191V189ZM46 188V186L44 187ZM104 188V187H103ZM123 188V187H122ZM129 188V187H128ZM212 188V187H211ZM217 188V187H216ZM28 189V188H27ZM34 189V190H35ZM87 189V188H86ZM86 189H84L86 191ZM95 189V188H94ZM100 189V188H99ZM45 190V189H44ZM93 190V189H92ZM127 190V189H126ZM36 191V190H35ZM40 194L44 191L41 192ZM102 191V189H101ZM101 191L99 193H101ZM174 191V190H173ZM255 191V190H254ZM46 192V191H45ZM44 192V193H45ZM93 192V191H91ZM124 192H126L124 190ZM212 192V191H211ZM34 193V192H33ZM86 193V192H85ZM37 194V193H36ZM34 197H32L31 199V203H34V206L36 208H38L39 204L43 205V203L47 200H45L43 202L44 199H42L43 197H41L43 194L41 195H36ZM175 194V193H174ZM85 195V194H84ZM30 196V195H29ZM32 196V194H31ZM24 197V196H23ZM173 197V196H172ZM30 198V197H29ZM196 198V197H195ZM24 199V198H23ZM48 199V198H46ZM227 199V200H228ZM262 199V198H261ZM50 200V199H48ZM201 202H211L210 198L207 197V199L205 197H201ZM209 200V201H208ZM171 201V199H170ZM256 201V200H255ZM64 202L66 203V199L64 198ZM63 202V205H64ZM69 202V201H68ZM228 202V201H227ZM23 205V204H22ZM3 206V208L5 207ZM65 206V205H64ZM198 206V205H197ZM46 207V208H45ZM75 208L79 209L81 207V205H75ZM190 207V206H189ZM199 207V206H198ZM27 208V207H26ZM45 208V209H44ZM44 209L46 212V216L44 217V221L45 224L47 225L46 227H48V232L49 234H54L55 237L57 239L61 240V237L63 238L64 236H62V232L60 230H63V233L65 234L66 232H64L65 229H62V226L64 224V221H59V218H55L53 215L54 212H58L61 211L60 208V204L59 203H55L53 202V200L51 201H47L44 204ZM109 209V207H107ZM227 208V207H226ZM111 209V208H110ZM21 210L20 207L16 208V211ZM25 210V209H24ZM23 210V211H24ZM28 210V209H27ZM30 210V209H29ZM138 210V209H137ZM136 210V212H137ZM253 212L255 213H259V209L256 206V204H254V206H252L251 209ZM22 211V214H24V212ZM36 211V210H35ZM64 211V210H62ZM73 213H77V211L72 210ZM109 211V210H108ZM114 211V210H113ZM141 210H139L140 212ZM208 213V211H206ZM28 213V212H27ZM70 213V211L68 212ZM94 213L98 214V212L96 210H94ZM105 214V213H104ZM139 214V213H138ZM147 214V213H146ZM195 214V213H193ZM201 214V212H200ZM57 215H60L59 213ZM189 215V214H188ZM203 215V214H202ZM201 215V216H202ZM73 219H75L76 217L74 215H71ZM142 216V215H141ZM144 216V215H143ZM142 216V217H143ZM198 216V215H197ZM200 216V215H199ZM3 217V216H2ZM17 217V216H16ZM67 217V216H66ZM81 217V215H80ZM79 217V218H80ZM184 217V216H183ZM35 218V217H34ZM62 218V217H61ZM69 218V217H68ZM67 220H70L68 219ZM138 218V217H137ZM195 218V217H194ZM197 218V217H196ZM1 219V218H0ZM199 219V218H198ZM247 219H250L249 217H247ZM253 219V218H252ZM4 220V219H3ZM16 220V219H15ZM190 220V219H189ZM201 219H199L200 221ZM43 221V222H44ZM70 222V221H69ZM83 222V221H82ZM182 222V221H181ZM230 222V223H229ZM80 223V220H79ZM195 223V222H193ZM204 223V222H202ZM229 223V226H228ZM11 224V223H10ZM68 224V223H66ZM154 224V223H153ZM165 224V223H164ZM176 224V223H175ZM192 224V223H191ZM196 224V223H195ZM193 224V226L195 225ZM198 224V223H197ZM201 225V223H199ZM79 225V224H78ZM61 226V227H60ZM110 226V225H107ZM192 226V227H193ZM196 226V225H195ZM205 226H207L205 224ZM262 226V225H261ZM65 227V226H63ZM105 226H102V228H104ZM185 227V226H184ZM184 227L182 226V228L184 229ZM187 227V225H186ZM189 227V226H188ZM199 227V226H198ZM202 227V226H201ZM61 228V229H60ZM66 228V227H65ZM69 228V227H68ZM173 228V227H172ZM196 228V227H194ZM207 228V227H206ZM46 229V228H45ZM106 229V228H105ZM167 229V228H166ZM174 229V228H173ZM189 229V228H188ZM193 229V228H191ZM209 230V228H207ZM23 230V229H22ZM21 230V231H22ZM47 230V229H46ZM107 230V229H106ZM176 230V229H175ZM194 230V229H193ZM196 230V229H195ZM231 230V229H230ZM60 231V232H59ZM67 231V230H66ZM172 231V230H171ZM178 231V229L176 230ZM183 231V230H180ZM189 231V230H188ZM254 231V230H253ZM68 232V231H67ZM168 232V231H167ZM166 232V233H167ZM199 232V231H198ZM210 232V231H209ZM244 232H246V230H244ZM69 233V232H68ZM112 233V232H111ZM110 233V234H111ZM172 233V232H171ZM174 234L178 233V232H173ZM194 233V232H192ZM191 233V234H192ZM249 233V232H248ZM256 233V232H254ZM3 234V233H2ZM23 237L21 238L22 235L17 236V241L19 240V242H21L25 239L24 236H26L27 234L22 232ZM46 234V233H45ZM48 234V235H49ZM109 234V235H110ZM143 234V233H142ZM170 234V233H169ZM182 234V233H181ZM196 234V233H195ZM198 234V233H197ZM260 234V233H259ZM4 235V234H3ZM67 235V234H66ZM65 235V236H66ZM69 235V234H68ZM108 235V236H109ZM114 235V234H113ZM179 235V234H178ZM194 235V234H192ZM199 236L201 234H198ZM50 236V235H49ZM79 236V235H78ZM132 236V235H131ZM134 236V235H133ZM191 238V235H189ZM197 236V235H196ZM255 236V235H254ZM113 237V236H112ZM111 237V238H112ZM141 237V236H140ZM139 237V238H140ZM187 237V236H186ZM195 237V236H193ZM203 237V236H202ZM206 237V236H205ZM204 237V238H205ZM212 237V236H211ZM250 237V236H249ZM72 238V235H71ZM108 238V237H107ZM109 238V239H111ZM114 238V237H113ZM116 238V237H115ZM133 238V237H132ZM142 238V237H141ZM168 238V237H167ZM208 238V237H206ZM129 239V237H128ZM178 239V238H177ZM174 240L173 242L170 244H167V246L172 249L173 251L179 249V248H184V252L182 253V255H184V257L181 258H185L186 261L188 262V264H194L192 263L195 259H194V255L193 253H189L187 252L188 250H192L189 249L192 246V243L194 241H192L191 244L184 242L182 240ZM196 239V238H194ZM232 239V238H230ZM70 240V239H69ZM73 240V239H72ZM71 240V241H72ZM75 240L77 241V239L75 238ZM172 240V239H171ZM193 240V238H192ZM204 240V239H203ZM13 241V240H12ZM133 241V240H132ZM131 241V242H132ZM16 242V243H17ZM60 242V241H59ZM62 242V241H61ZM67 242V241H66ZM73 242V241H72ZM107 242V241H105ZM199 242V240H198ZM196 241V243H198ZM9 242H7L8 244ZM12 243V242H11ZM9 243V244H11ZM15 243V242H14ZM22 243L25 244L24 247H26V243L23 241ZM115 243V241H114ZM130 243V242H129ZM143 243V242H142ZM146 243V241H145ZM169 243V242H168ZM205 243V242H204ZM210 243V242H209ZM5 244V243H4ZM8 244V245H9ZM21 244V243H20ZM113 244V242H112ZM144 244V243H143ZM158 244V243H157ZM186 244V245H185ZM200 243H198L197 245H200ZM203 244V243H202ZM56 245V244H55ZM129 245V244H128ZM13 246V245H12ZM18 246L20 247L21 245L18 244ZM23 246V244H22ZM29 246V245H28ZM57 246V245H56ZM65 246V245H64ZM69 246V245H68ZM67 246V247H68ZM111 246V245H110ZM148 248V245H146ZM152 246V245H151ZM166 246V244H165ZM185 246V247H184ZM195 246V245H194ZM193 246V247H194ZM8 247V246H7ZM95 247V245L93 246ZM167 247V249H168ZM196 247V246H195ZM206 247V246H205ZM211 247V246H210ZM18 248V247H17ZM88 249L90 248L87 247ZM101 248V247H100ZM104 248V247H103ZM145 248V247H144ZM150 248V247H149ZM148 248V249H149ZM224 248V247H223ZM26 249V248H24ZM29 249V247H28ZM31 249V248H30ZM147 249V250H148ZM159 249V248H157ZM156 249V250H157ZM197 249V248H196ZM195 249V250H196ZM209 249V248H208ZM256 249V248H255ZM20 250V248H19ZM27 250V249H26ZM102 250V249H101ZM162 250V248H161ZM160 250V251H161ZM200 251V249H198ZM197 250V251H198ZM207 250V249H206ZM205 250V251H206ZM213 250V252H214ZM235 250V249H234ZM250 250V249H249ZM30 251V250H29ZM32 251V250H31ZM73 251V249L71 250ZM92 251V249H91ZM96 251V249H95ZM112 251V250H111ZM198 251V252H199ZM202 251V250H201ZM220 251V250H219ZM232 251V249H231ZM23 252V251H22ZM17 253V254H21ZM27 252V251H25ZM25 252H23V255L25 254ZM90 252V251H89ZM115 252V251H114ZM140 252H142L140 250ZM146 252V250H145ZM150 252V251H149ZM155 252V251H154ZM204 252V251H203ZM208 252V251H207ZM206 252V253H207ZM212 254L216 253L214 252ZM218 252V251H217ZM238 252V250H236V253ZM252 252V251H251ZM254 252V251H253ZM256 252V250H255ZM261 252V250H260ZM59 253V252H58ZM65 252H63V256L66 254H64ZM105 253V252H104ZM107 253V250H106ZM109 253V252H108ZM147 253V252H146ZM256 253H248V254H242L240 255V257H238V255L233 254L230 251H224V255H222V259L220 261L221 264H240L239 262H241V264H255L254 262V255L253 254H257ZM12 254V253H10ZM8 253V255H10ZM55 254V253H54ZM53 254V255H54ZM60 254V253H59ZM58 254V255H59ZM143 254V253H141ZM157 254V252H156ZM164 254V253H162ZM174 254V253H173ZM201 254V253H200ZM204 254V253H203ZM202 254V255H203ZM209 254V253H208ZM62 255V254H61ZM78 255V254H77ZM90 255V261L93 258V253L89 254ZM88 255V256H89ZM138 255V254H137ZM146 256V254H144ZM148 255V254H147ZM152 255V254H151ZM181 255V254H180ZM14 256V255H13ZM10 256V257H13ZM60 256V259L63 260ZM95 256V255H94ZM156 256V255H155ZM164 256V255H163ZM166 256V255H165ZM169 256V255H168ZM199 257V255H197ZM201 256V255H200ZM207 256V255H206ZM211 256V253L209 254V257ZM214 256V255H213ZM221 256V255H219ZM218 256V258H219ZM3 256V260H4ZM66 257L68 258V255H66ZM140 257V256H139ZM154 257V256H153ZM158 257V256H157ZM236 257H238L236 259ZM2 258V257H1ZM8 258V257H6ZM15 258V257H13ZM38 258V257H37ZM36 258V259H37ZM77 258V257H76ZM88 258V257H87ZM99 258V257H98ZM97 258V259H98ZM131 258V256H130ZM129 258V259H130ZM145 258V257H144ZM203 258V257H202ZM9 259V258H8ZM39 259V258H38ZM58 259V258H57ZM59 259V260H60ZM74 259V257H73ZM82 259V258H80ZM89 259V258H88ZM96 259V258H95ZM127 259V257H126ZM132 259V258H131ZM137 259V258H136ZM179 259V258H178ZM177 259V261H179ZM204 259V258H203ZM208 262L210 264H218L217 260H215L216 262L212 263L211 261H209L210 258H207ZM216 259V258H215ZM220 259V258H219ZM264 259V258H263ZM2 260V259H1ZM11 260V259H10ZM9 260V261H10ZM60 260V261H61ZM65 260V258H64ZM72 262V258L70 259ZM69 260V261H70ZM82 260H85L82 259ZM135 260V259H134ZM133 260V261H134ZM138 260V259H137ZM141 260V259H140ZM151 260V259H150ZM156 260V259H155ZM172 260V259H171ZM201 260V258H200ZM5 261V260H4ZM57 261V260H56ZM76 261V260H74ZM94 261V260H93ZM121 261V260H120ZM125 261V259L123 260ZM139 261V260H138ZM149 261V260H148ZM206 261V259H205ZM263 261V260H262ZM3 262V261H1ZM52 262V261H51ZM78 262V261H77ZM85 262V261H84ZM89 262V260L87 261ZM100 262V261H98ZM106 262V261H105ZM119 262V261H118ZM122 262V261H121ZM136 262V261H135ZM161 262V260L159 261ZM158 262V263H159ZM163 262V259H162ZM166 262V261H165ZM186 262V263H187ZM257 262V261H256ZM12 262H9V264ZM81 263V262H80ZM95 263V262H94ZM93 263V264H94ZM97 263V262H96ZM114 263V262H113ZM146 262H144L145 264ZM201 263V261H200ZM264 262H262L263 264ZM45 264V263H44ZM55 264V263H53ZM58 264V263H57ZM72 264V263H71ZM74 264V263H73ZM76 264V263H75ZM79 264V262H78ZM99 264V263H98ZM108 264V263H107ZM125 264V262H124ZM138 264V263H137ZM141 264V263H140ZM150 264V263H149ZM157 264V263H156ZM161 264V263H160ZM165 264V263H164ZM170 264V263H169ZM176 264H183V263H176ZM197 264V263H196ZM206 264V263H205ZM261 264V263H260Z\"/></svg>","mask_w":264,"mask_h":264}]
</instances>
